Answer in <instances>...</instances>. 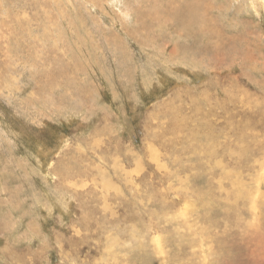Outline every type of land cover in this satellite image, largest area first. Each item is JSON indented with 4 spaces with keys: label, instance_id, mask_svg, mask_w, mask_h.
Instances as JSON below:
<instances>
[{
    "label": "rangeland",
    "instance_id": "1",
    "mask_svg": "<svg viewBox=\"0 0 264 264\" xmlns=\"http://www.w3.org/2000/svg\"><path fill=\"white\" fill-rule=\"evenodd\" d=\"M200 1L0 0V264H264V0Z\"/></svg>",
    "mask_w": 264,
    "mask_h": 264
},
{
    "label": "bare ground",
    "instance_id": "2",
    "mask_svg": "<svg viewBox=\"0 0 264 264\" xmlns=\"http://www.w3.org/2000/svg\"><path fill=\"white\" fill-rule=\"evenodd\" d=\"M193 1H195V2H197L198 0H193ZM200 1V0H199ZM201 2V1H200ZM264 2V1H263ZM178 3V2H177ZM198 3V2H197ZM254 3V2H253ZM257 3H259V2H257ZM188 4H194L193 2L192 3H188ZM255 4V3H254ZM255 6V5H254ZM257 6V5H256ZM187 7V6H186ZM257 9V8H256ZM187 11H189L188 13L194 18V19H191V21L192 20H197V18H196V16H195V11H194V8H190L189 7V10H187ZM196 15H197V12H196ZM186 17V16H185ZM183 22H185V20L183 21ZM186 23V22H185ZM189 24V23H188ZM190 26V25H189Z\"/></svg>",
    "mask_w": 264,
    "mask_h": 264
}]
</instances>
